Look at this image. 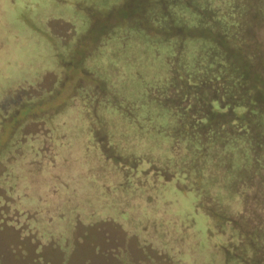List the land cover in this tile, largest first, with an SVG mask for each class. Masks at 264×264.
I'll return each instance as SVG.
<instances>
[{
  "label": "rangeland",
  "instance_id": "rangeland-1",
  "mask_svg": "<svg viewBox=\"0 0 264 264\" xmlns=\"http://www.w3.org/2000/svg\"><path fill=\"white\" fill-rule=\"evenodd\" d=\"M5 1L0 8V37L4 39L0 54V95L3 90H9L11 84L25 78V75H30L32 71L39 74L44 71V79L40 87L30 86L33 91L28 90L27 93H23L21 96L23 99L17 101L15 105L8 106V103H3L0 106L3 111L0 115V176L2 177L4 173L10 174L13 168H17L15 166L20 165L13 163L15 159L13 162L7 161V155L15 148V142L23 140L22 134L28 136L30 132L37 131L39 122L48 127L63 119L67 122L64 131H68V135L74 134L76 138L85 136L88 139L86 147L75 151L81 152L84 156L102 155L101 161L106 166L116 165L122 173L135 175L137 169L146 162L127 157L124 150L112 145L111 133L104 125L98 108L95 112L87 110L84 113L86 118L76 116L74 122L66 118L72 98L86 99L87 104H93L94 108L98 101L110 100L115 106L123 109V103L113 96L107 86L108 83L85 70L84 61L88 56L97 53L98 46L103 41L110 38L112 40L113 34L118 31L145 30L148 33H155L154 27H158L160 35L167 39L175 38L182 41L203 37L219 54L216 55V62L219 65H214L212 68L211 75L214 77L201 79L196 86L190 85L178 63H175L174 74L179 90L175 91L170 104L188 112L190 127L196 126L204 143L224 133L242 136L245 131L248 132L253 162L252 166L243 172L244 186L247 189L244 194L243 213L227 215L209 199L203 202L204 209L215 221L219 224L230 222L240 233L231 235L227 239L228 242L224 243L226 240L221 239L217 233L206 231L207 221L201 213V203L197 206L198 200L201 199V180L190 179L188 174L194 178L191 170L190 173L185 171L178 175L162 172L156 167L153 169V176L158 178L155 183L159 185L155 188V194L160 201L161 197L174 201L170 212L180 216L181 221H178V226L186 223L187 214L190 212L196 214V236L201 237V242L197 243V248H200L197 254L199 260L201 254L207 258V250H210L208 246L214 244L216 258L223 257L225 264H240V262L264 264L262 244L264 238V0H246L249 6L242 9L237 21L238 28L236 31L232 30L229 35H223L226 29L219 28L210 14L204 15L202 26L200 23L192 30L176 25L171 10L179 4L189 5L186 0H104V2L62 0L63 3L59 0H34L37 7L33 11L32 19L21 0ZM101 3L108 4V8L100 6ZM43 15L49 17L52 27L59 34L57 37L48 34L43 27L44 24L38 22ZM65 16H71L73 22L76 21V24H73L75 28L73 35L67 34ZM12 32L18 34V39L13 38ZM51 50L54 51L53 55ZM108 57L106 53L105 58ZM211 61L215 63L213 59ZM47 65H54L48 73ZM30 78L28 81L32 80ZM31 93L32 96H29ZM249 100L255 102L256 106L252 109L256 115H252V112L243 116L238 115L237 107L235 111L234 107L243 103L252 105ZM211 101H217L220 107L229 105L230 109L226 113L215 112L211 108ZM107 105L111 104L107 102ZM104 108L108 109L107 106ZM88 121H92V128L87 129ZM117 135L114 133V136L118 137ZM17 151L22 152L20 149ZM19 159L20 157L17 158ZM1 167H6L7 172ZM161 175L168 181L159 179ZM92 176L94 177V174H89L87 179H94ZM95 179L98 181L104 178L98 176ZM8 182H0L1 185L8 187L6 189L0 186V195H6L8 198L6 199L8 203L1 204L3 198L0 197V206L3 210L9 209L10 212L16 210L23 212L25 208L22 207L24 206L22 202L27 201V196L22 198L19 196L26 195L25 191L33 183V178L27 176L23 180L25 190L20 188L19 183L14 186L15 190L10 189L8 185L14 183V180ZM64 182L67 184L68 180ZM107 182L113 183L115 180L105 179V183ZM100 185L102 188L107 187L106 184ZM37 186L32 185L34 188ZM28 193L34 194V191L29 190ZM91 201H93L92 194L86 198H74L67 206L63 205L62 214L65 213L67 216L74 214L84 229L75 226L78 230L72 236V240L67 237V232L62 237L56 229V234H50L45 238V243L51 245V249L45 250V259L32 261L29 264H160L161 258L155 252L159 251V248L154 247L152 250L155 255H150L147 251L148 246L142 245L139 236L134 235L139 243L138 251L135 241L133 239L126 241L124 233L117 232L113 227L99 229L95 221H87V219L99 218L96 222H101L100 225L120 226L125 219L119 209L110 208L106 214L99 212L100 217L93 212L68 211L74 205L82 204L84 208L91 209L94 206ZM160 201L156 206H160ZM43 208L40 206V210L47 212L49 216L50 209L47 208L46 211ZM60 226L59 230L62 231ZM30 227L31 225L28 224L24 227L22 225V233L28 234ZM134 229L137 231V228ZM19 232L20 229L11 231L10 228L0 231L3 245L13 242L17 236L20 237ZM120 248L124 250L123 252L128 251L127 258ZM11 249L10 255L14 257ZM53 249L57 252L55 253ZM17 251H21L19 246ZM174 263L181 264V261L178 259V262L174 261ZM162 264L173 263L168 261Z\"/></svg>",
  "mask_w": 264,
  "mask_h": 264
},
{
  "label": "trees",
  "instance_id": "trees-1",
  "mask_svg": "<svg viewBox=\"0 0 264 264\" xmlns=\"http://www.w3.org/2000/svg\"><path fill=\"white\" fill-rule=\"evenodd\" d=\"M59 1L63 3L62 0ZM186 1L189 5L179 4L171 10L176 25L192 30L200 23L202 26L204 15L210 14L219 28L226 29L223 35H229L232 30H237L239 14L243 8L249 6L248 0ZM3 2L6 1H0V8ZM21 2L32 19L33 11L37 7L36 2L34 0H21ZM99 5L108 8V4ZM65 17L67 34H75L73 24H76V21L73 22L71 16ZM48 18L43 15L38 22L44 24L43 27L48 34L57 37L59 34ZM154 28L155 33H148L145 30L115 32L112 40L110 38L103 41L98 46L97 53L88 56L84 61L85 70L108 83L110 92L115 98L120 99L124 110L115 106L110 100H100L94 108L93 104H87L86 99L72 98L66 112V118L74 122L76 116L86 118L84 113L87 110L95 112L98 108L104 125L111 133L112 145L124 150L127 157L146 162L137 169L135 175L122 173L116 165L106 166L101 161L102 155L84 156L81 152L75 151L86 147L88 139L85 136L76 138L74 134L68 135V131H64L67 122L63 119L48 127L39 122L37 131L25 135L26 143H22L21 139L14 143L15 148L7 155V161L13 162L15 159L13 163H20L21 166H15L17 168L11 170L7 182L14 180V183L8 186L15 190L14 186L19 183L20 188L25 190L23 180L27 176L33 178V183L25 191L26 195L19 198L27 196V201L22 202L24 211L30 213L42 211L40 206L46 211L47 208L50 209L49 216L44 212L46 215L44 214L42 218L46 236L58 232L63 237L67 232V237L72 240V236L78 230L75 226L83 227L74 214L69 216L62 214L63 205L67 206L74 198H86L92 194L91 202L94 206L91 209L84 208L82 204L74 205L68 211L93 212L100 217L99 212L106 214L110 208L119 209L125 219L120 226L100 225L101 222H96L99 218L87 219V221H95L99 229L113 227L117 232L124 233L126 241L132 239L135 241L138 251L139 243L134 235L139 236L142 245L148 246L147 251L150 255H155L152 250L154 247L159 248V251L155 252L161 258L160 264L168 261L175 264L174 261L178 262V259L181 264H225L223 257L216 258L214 244L208 246L210 250L206 249L207 258L201 254V260L198 259L200 248H197V243L201 242V237L196 236V214L190 212L187 214L188 217H185L186 223L177 225L178 221H181L180 216L170 212L174 201L162 197L160 201L155 194V188L159 184L155 183L158 178L153 176V169L158 167L162 172L178 175L185 171L190 173L191 170L194 178L190 174L188 177L201 180V199L198 200L197 206L201 203V213L207 221L206 231L217 233L221 239L226 240L224 242L226 243L228 237L239 231L230 222L219 224L215 221L204 209L203 202L209 199L227 215L243 213L244 194L247 192L243 172L252 166L251 140L244 129L242 136L224 133L206 143L200 139L196 126L190 127L188 112L170 104L175 91L179 90L174 66L178 63L190 85L196 86L201 79L214 77L211 75L212 68L214 65H219L216 62V55L219 54L203 37L182 41L175 38L167 39L160 35L158 27ZM12 35L15 40L18 39L16 32H12ZM2 40L4 39L0 37V54L4 46ZM106 53L109 55L108 59L105 58ZM53 54L54 51L51 50V55ZM49 66L47 65V73L54 65ZM43 72L39 74L32 71L30 75H25V78L11 84L9 90H3L0 95V106L9 103V99L13 96L20 97L28 90L32 92L30 86L40 87L44 79ZM29 77L31 81H28ZM29 96H32V93ZM107 102L111 105H107ZM250 102L253 104H238L234 107V111L237 107L238 115L243 116L251 112L252 115H256L252 109L256 106L255 102L249 100ZM210 105L213 111L218 113H226L230 109L229 105L220 107L217 101H211ZM1 114L3 111L0 108ZM91 122L88 121L87 129L92 128ZM114 133L118 134V137L114 136ZM120 134L122 136H119ZM17 149L22 152H18ZM88 173L94 174L93 181L87 179ZM98 176L104 179L97 181L95 178ZM105 179L115 182L105 183ZM159 179L168 181L163 175ZM65 180H68L67 184ZM100 184H106L107 187L102 188ZM32 185L38 186L34 188ZM2 187L8 188L6 185ZM29 190H33L34 194L28 193ZM229 195L233 196L229 197ZM39 198L42 201H39ZM159 201L160 206H156ZM59 225L62 231L59 230ZM134 228H137V231ZM56 229L58 231L55 233ZM262 240L264 246V238ZM184 243L186 247L183 246ZM120 250L124 251L122 248ZM123 253L127 258L128 251Z\"/></svg>",
  "mask_w": 264,
  "mask_h": 264
},
{
  "label": "flooded vegetation",
  "instance_id": "flooded-vegetation-1",
  "mask_svg": "<svg viewBox=\"0 0 264 264\" xmlns=\"http://www.w3.org/2000/svg\"><path fill=\"white\" fill-rule=\"evenodd\" d=\"M22 99L21 96L12 98L10 99L8 106H13L17 101H21ZM22 138V143H26V140H24L26 139L25 135ZM1 168L3 171L5 170V172H7L6 167V169L3 167ZM3 176L5 177L1 178L0 176V182H7L10 175L8 173L5 175L4 173ZM0 186L2 187L5 185L0 184ZM0 197L3 198L1 204L3 202L8 203V200L6 201V199H8L6 195H0ZM39 201H42L41 198H39ZM44 214L45 213L42 211H34L30 213L27 211L19 212L16 210V212H10L9 209L3 210L0 206V231H4L5 228H10L11 231L20 229V237H15L14 241L9 244L3 245L2 238L0 237V242L2 243H0V264H29V262L32 261L37 262L45 259V250L51 249V245L45 243V224L44 220H42ZM27 224L29 226L31 225L28 229L30 232L28 233V231H26L28 234H23L21 227L22 225L23 227L27 226ZM17 246L21 248V251H17ZM10 249L12 250L14 257L10 255ZM56 252L57 251H55V253Z\"/></svg>",
  "mask_w": 264,
  "mask_h": 264
}]
</instances>
